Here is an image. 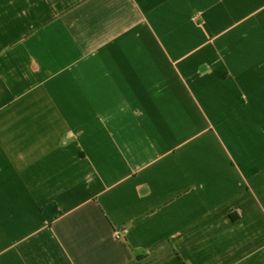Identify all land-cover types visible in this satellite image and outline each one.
<instances>
[{
    "label": "crops",
    "instance_id": "1",
    "mask_svg": "<svg viewBox=\"0 0 264 264\" xmlns=\"http://www.w3.org/2000/svg\"><path fill=\"white\" fill-rule=\"evenodd\" d=\"M0 264H264V0H0Z\"/></svg>",
    "mask_w": 264,
    "mask_h": 264
}]
</instances>
